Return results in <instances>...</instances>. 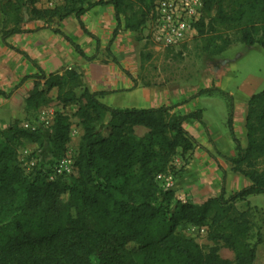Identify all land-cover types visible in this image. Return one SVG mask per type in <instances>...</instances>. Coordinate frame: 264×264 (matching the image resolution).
Returning <instances> with one entry per match:
<instances>
[{"label":"trees","instance_id":"obj_1","mask_svg":"<svg viewBox=\"0 0 264 264\" xmlns=\"http://www.w3.org/2000/svg\"><path fill=\"white\" fill-rule=\"evenodd\" d=\"M36 1L4 0L2 7L21 13L29 5L31 18L54 21L70 14L79 17L93 5L110 3L116 20L122 18L126 30L140 34L154 6V0H62L40 9ZM203 10L211 23L236 29L245 45L264 49V0H203ZM196 29L197 35L204 33L198 23ZM227 43L211 54L222 53ZM53 88L63 106L78 104L75 115L83 133L73 159L76 175L70 180L62 174L48 179L42 168L27 174L17 162L15 142L22 140L38 145L46 141L50 154L62 158L70 129L65 114L55 113L46 138L41 127L23 128L18 119L0 132V264L253 263L261 234L254 243L247 241L252 229L249 211H238L236 202L264 194V164L258 166L264 162V87L247 101L245 146L234 133L232 113L227 116L236 152L229 159L232 169L250 183L228 197L221 192L201 203L176 198L173 189L162 188L158 181V175L170 169L178 149L184 155L195 147L183 123L194 119L205 126L199 109L176 114L170 106L109 107L99 99L100 93L84 86L77 71L66 70L35 75L25 98L27 119L35 121L33 112L48 103ZM106 117L104 135L101 124ZM134 127L147 131L137 137ZM181 224L206 225L208 237L231 249L233 260L221 258L215 249L204 252L192 238L177 233Z\"/></svg>","mask_w":264,"mask_h":264},{"label":"crops","instance_id":"obj_2","mask_svg":"<svg viewBox=\"0 0 264 264\" xmlns=\"http://www.w3.org/2000/svg\"><path fill=\"white\" fill-rule=\"evenodd\" d=\"M2 5L0 0V123L8 125L24 113L25 98L33 86L35 75L41 72L46 75L62 74L66 70H75L80 74L84 86L90 92L100 93L99 99L109 107L170 106L174 107L173 112L179 114L199 109L205 126L194 119H187L183 123L196 142L197 150L202 151L199 154L213 149L227 156L234 152L231 138V148L226 149L224 142L212 135L203 108L189 109L194 101L213 91L197 94V90L187 87H158L145 82L140 51L136 47L138 34L126 30L122 18L116 20L112 4H96L79 17L70 14L54 21L11 12ZM15 29L18 30L10 32ZM230 70L222 66L215 67L213 77L209 79L214 83V92L220 94L218 90H221L234 100L231 124L241 141L247 105L244 97L247 99L253 92L248 93L250 82L233 80ZM210 172L212 176L207 177L204 168L192 160L175 178L177 193L187 192L194 198L193 203L203 202L206 199L200 198L210 192L216 194L222 188L221 173L218 169ZM248 184L246 181L242 187ZM247 200L264 211V204L253 201L251 195ZM252 264H264V240L257 245Z\"/></svg>","mask_w":264,"mask_h":264},{"label":"rangeland","instance_id":"obj_3","mask_svg":"<svg viewBox=\"0 0 264 264\" xmlns=\"http://www.w3.org/2000/svg\"><path fill=\"white\" fill-rule=\"evenodd\" d=\"M4 0H1L3 2ZM227 2V0H226ZM37 8L44 7L41 0L35 2ZM30 6H25L22 14L30 15ZM211 24L214 26L210 28ZM199 27L203 26L204 33L189 36L180 46V50H169L153 43L149 36H146V30L136 36V47L140 51L143 78L148 85L165 86L171 85L176 88H191L197 90V94H207L208 91L213 93L210 95H202L198 100L194 101L189 109L203 108V114L211 129L212 135L218 140L224 142V148H231V141L228 136L229 130L227 127V116L232 113L233 99L224 94L221 90L214 92L215 87L210 77H213L214 68L220 66L225 69L230 68L233 80L239 79L248 81L249 94L255 93L264 87V49L258 44L247 46L239 39V33L236 29H226L222 26L210 22V15L205 14L202 10L201 17L198 21ZM225 41L227 46L222 53L211 54V50L220 47ZM209 43V44H208ZM208 45V46H207ZM208 87H205V86ZM246 92V90H245ZM79 94L80 91L78 90ZM57 90L53 88L48 92L49 101L42 105L32 114L35 121L27 119L24 111L18 119L19 125L23 128L35 129L41 127L45 131V138L49 125L52 123L55 113L61 112L67 116L69 122V141L66 145V152L62 158H55L50 154L48 143L44 141L43 145L31 143L27 140H22L20 144H16L17 148V162L24 169L25 173L29 174L35 169L42 168L47 173L48 179H52L56 174L64 175L65 179L70 180V177L76 175V168L73 164L74 156L78 149V143L83 133V127L80 120L75 115L78 104L72 103L63 106L56 98ZM241 97V96H240ZM250 96L244 100L248 101ZM243 97H241L242 99ZM240 100V99H239ZM174 108V107H173ZM172 108V109H173ZM171 113H176L171 110ZM31 114V113H30ZM101 124V129L104 135L107 134L106 121ZM28 125L25 126V125ZM7 124L0 123V132L5 129ZM185 128V127H184ZM147 129L144 127H134V134L141 137L146 133ZM230 135V134H229ZM192 137V136H191ZM193 138V137H192ZM232 140V139H231ZM233 143V141H232ZM242 146L246 144L245 130L240 141ZM234 152L229 156L220 154L214 149L206 150L205 154L197 150L195 147L186 154L181 155L180 149L173 157L170 169L162 177L158 178L159 184L162 188H171L175 191L176 198L180 200H189L194 202V198L185 192V194H178L175 186V178L181 170H184L192 160H196L198 165L207 172V177L212 176L211 170L217 169L221 173L222 188L216 194H205L200 199H207L221 194L223 192L225 197L235 193L242 188L245 182L249 179L238 171L232 169L230 158L235 155ZM211 148V147H210ZM64 164H61V161ZM264 162L258 166H263ZM243 184V185H242ZM208 188V187H206ZM252 200L264 204V194H252ZM260 205V204H258ZM260 207V206H259ZM256 205L245 200H238L236 208L238 211L248 210L249 218L251 220L252 229L249 233L248 242L254 243L257 233H261L262 240H264V211ZM177 233L192 238L204 252L210 249H215L221 258L233 260L234 254L231 249L224 246L223 242H214L208 237L207 226H193L190 224H181L178 226ZM261 249V247H260ZM259 249V250H260ZM262 258V256H261Z\"/></svg>","mask_w":264,"mask_h":264},{"label":"built area","instance_id":"obj_4","mask_svg":"<svg viewBox=\"0 0 264 264\" xmlns=\"http://www.w3.org/2000/svg\"><path fill=\"white\" fill-rule=\"evenodd\" d=\"M61 1L41 0L46 8H52ZM153 4V15L145 28L146 36L158 46L180 50L189 36L197 34L196 24L202 14L203 0H154ZM25 126L28 127L27 124ZM160 177L161 174L158 175Z\"/></svg>","mask_w":264,"mask_h":264}]
</instances>
